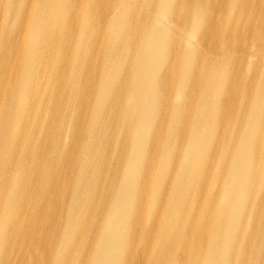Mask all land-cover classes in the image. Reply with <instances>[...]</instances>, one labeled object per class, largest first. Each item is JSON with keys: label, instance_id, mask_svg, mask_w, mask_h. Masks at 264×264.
I'll use <instances>...</instances> for the list:
<instances>
[{"label": "bare ground", "instance_id": "1", "mask_svg": "<svg viewBox=\"0 0 264 264\" xmlns=\"http://www.w3.org/2000/svg\"><path fill=\"white\" fill-rule=\"evenodd\" d=\"M147 1L157 11L137 23L122 0H82L75 26L78 0L0 3V264H247L253 235L264 243V87L249 93L264 69V0L226 1L236 11L221 23L204 0ZM27 29L15 92L2 63H21ZM91 34L107 36L97 82ZM236 46V70H252L239 104L225 52ZM76 94L99 101L71 127ZM52 185L66 195L47 197Z\"/></svg>", "mask_w": 264, "mask_h": 264}, {"label": "rangeland", "instance_id": "2", "mask_svg": "<svg viewBox=\"0 0 264 264\" xmlns=\"http://www.w3.org/2000/svg\"><path fill=\"white\" fill-rule=\"evenodd\" d=\"M92 1H93V7L95 8V10H97L99 7H101L99 4L102 3L103 0H91V2ZM105 1L108 4H110V3H114L115 4L117 2V0H105ZM122 1H124V9H130V10L135 11L136 15H135L134 19L136 20L137 23H139L141 21V19L146 16V13L150 12L151 10L153 12L157 11L154 8L155 6L151 2H149L147 0H122ZM204 1L206 3H208L209 5H211V6L216 8V12H215L214 15H217L219 21L221 20V13L223 11L226 13L227 19H229V16H232V14L236 11L234 9H231V8L227 7L228 5L226 6V1L228 2L229 0H204ZM245 1H247L248 3H250V2L258 3L261 0H245ZM4 2H7V0H4ZM4 2L2 1L0 3L4 4ZM81 2H82V0H78L77 3H71L70 4V8L72 10V17L68 18V22L67 23H69V25H74L75 26V25H79L80 24L81 18H79V16H78V13H79L78 11H80L79 8H80ZM28 6H30V2L29 1H28ZM1 7H3V6H1ZM157 14L159 16H161V13H157ZM162 17H164V16H162ZM66 20L67 19L65 17L63 19V23H66ZM163 20L165 22H167L172 29L174 27H176V19H175V17L171 18V17H168L166 15ZM229 20H231V19H229ZM221 21H220V23H221ZM3 25L5 27V30L12 34V36L10 37V40L12 42L13 39H16V36L14 35V33L16 32V30L18 28L17 27L18 24H17L16 20L14 19V17H11V19L9 21V18H8L5 23L3 22ZM243 25L246 26L245 23H243ZM259 25H261V19L259 20ZM221 26H222L223 30L225 31L228 28H230L232 26V24L230 26H227V25L226 26L221 25ZM28 36H29V29H27L25 32L23 31V35L21 36V40L23 42L22 45L17 44V46H16V50H19V52H20V56H21V60H22L21 63L20 62H16L18 59H12V60H10V62L7 61L6 63H2L7 71H10L11 67L13 68L12 74L11 73H4L2 75V85L5 86V89L11 90L10 87L14 83L13 84V90L15 92H18V90H19V88H18V80L23 76V73H24L23 72V70H24L23 68H24V64H25L24 61H25L26 55L28 53H30V48H29V45L27 44ZM71 36H73V34ZM58 38L59 37H57V39ZM210 38L212 39V41H215V38H212L211 36H207L204 40L206 41L207 39H210ZM72 39H74L75 41H78V37L75 38V36H73ZM72 39L68 38V41L71 43V44H69V46L73 50ZM106 40H107V36L101 38V42H100V38H97V37H95L92 34L89 35V37H88V42H89V45H88V50L89 51L88 52H91L94 56L90 59L89 62H87L88 65L86 66V68L91 67L92 69L95 70V80L93 82L100 81V80H98L99 78L97 77V70H98V68H99V66L101 64L103 45L106 42ZM248 41H249V38H247V42ZM99 42H100V44H99ZM57 43L58 44L61 43V39H58ZM10 44L13 47V42L10 43ZM215 44H217V41H215ZM204 46H206L205 42L201 44L202 48H204ZM237 48H238L237 46L234 47V48L231 47V48H229V49H227L225 51V52L232 53V57H233V61L232 62H233V64H232V68H231V72H232L231 78L233 79L232 82L235 85L239 84L240 81L244 82L245 79H246V76L248 77L250 74H252V70L251 69L244 68L243 71H241V72H238L236 70L235 65L238 64L239 63L238 61L242 59V57L240 56V52L237 50ZM96 54H97V56H95ZM71 55H72V58H73L74 54L71 53ZM88 56H89V54H87V58H88ZM18 64H20V66L18 68L19 70L17 71L18 75L14 76L13 73H14V71H16ZM0 66H1V64H0ZM263 71H264V69L257 71V73H256L257 77L252 78V81L250 83L249 93L253 97L254 96L256 97V95L258 93V89L260 87H264V75H262ZM82 75H83V83H84V82H86V77L85 76L88 75V72L85 71ZM0 79H1V77H0ZM67 82L68 81H66L65 78L61 79V83L63 85L65 83H67ZM244 84L245 83L239 84L241 86V90L238 91L237 95L235 96L236 101H237L238 104H239L240 98L244 95ZM124 100H125L126 103H132L134 101L132 98H128V97H126ZM98 101L99 100L96 98V96H93V95L83 96V95L76 94L73 97L72 96L69 97L65 103H67L68 105L74 104V107L66 108L65 110H69L71 112V113L68 114L69 117H70V120H71V127H76L78 124H76L75 121H79L80 118H83L84 116H88L89 113H90V110L85 111L84 109H81V106H80L81 104H84V106L85 105L91 106L93 103H97ZM65 103L60 101V104H59L58 100L56 102V104L58 106H60L61 108L65 106ZM238 104H237V106H238ZM259 105L264 110V103H261ZM8 110L11 112V106L8 107ZM241 110H242V108H240V106H239V114H241ZM133 113L135 114L136 111L133 112ZM191 116H189L188 119H190ZM233 116L238 120V114L236 115L235 111L233 112ZM71 129L72 128H70L68 132H70ZM244 130L245 129H243V131ZM263 136H264V132H263ZM151 153H152V150L148 151V152H145V155L149 156ZM73 159L74 160L77 159L76 156L73 157ZM157 167H158L157 164L152 166L151 169H152L153 173H154V171L156 170ZM70 175L71 176H76L74 171H71ZM148 176H149L148 172H144L143 173V177H148ZM152 176L154 177V178L152 177V179L156 178L155 174H152ZM152 183L155 184V182H151V184ZM260 192H261V188H258L256 190V195L260 196ZM66 193H67L66 189L61 191L59 188H56L54 185H52L50 190L46 194V196L51 198L52 196H55V195H58V194L66 195ZM69 194H70V192H69ZM26 213L27 212L25 210H21L19 212L18 216L25 215ZM249 218L251 219V214H250ZM252 219H253V222H255V219H254L253 216H252ZM258 227H261V226L259 225ZM260 230L264 231V228H260ZM253 237H254V239L252 240V242H254V243L252 245V242H251V245L248 248L249 255H248L247 259H246V262H247V264H255V261H256L257 264H264V243L262 242V239L259 236H257V235L254 236L253 235ZM242 241H244V238L242 239Z\"/></svg>", "mask_w": 264, "mask_h": 264}]
</instances>
